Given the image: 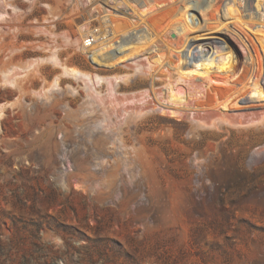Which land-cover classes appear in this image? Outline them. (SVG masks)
<instances>
[{"label": "rangeland", "instance_id": "1", "mask_svg": "<svg viewBox=\"0 0 264 264\" xmlns=\"http://www.w3.org/2000/svg\"><path fill=\"white\" fill-rule=\"evenodd\" d=\"M262 20L264 0H0V264H264Z\"/></svg>", "mask_w": 264, "mask_h": 264}, {"label": "bare ground", "instance_id": "2", "mask_svg": "<svg viewBox=\"0 0 264 264\" xmlns=\"http://www.w3.org/2000/svg\"><path fill=\"white\" fill-rule=\"evenodd\" d=\"M112 12V11H111ZM123 17V16H122ZM108 19V18H107ZM251 23V22H250ZM261 23V24H260ZM260 23H258L257 25H259L260 24V27L259 26H256L255 24L254 25H252V27H253V29H252V31H256V32H264V20H262V22H260ZM247 26V25H246ZM223 27V26H222ZM221 27V28H222ZM256 27L258 28V29H256ZM106 28H108V26L106 25V24H103L102 26H101V28H99L98 29V37L96 38L97 40V44H99V43H103V42H105L106 40H108V38L109 37H111L112 36V33H111V31H108V30H106ZM233 28H235V27H233ZM219 29H220V27H219ZM110 30V29H109ZM228 30V29H227ZM235 30V29H234ZM223 31V30H222ZM232 32V31H231ZM238 32V31H237ZM262 32V33H263ZM253 33V32H252ZM226 35V34H225ZM233 35V34H232ZM224 36V35H223ZM237 37V36H236ZM256 37V36H255ZM226 39V38H225ZM248 40V39H247ZM226 41V40H225ZM96 44V45H97ZM95 45V46H96ZM109 45V44H108ZM229 45V47H231L232 49H234L235 50V48L232 46V44H228ZM107 46V45H106ZM106 46L105 47H103L104 49V60L103 61H107V59H109V58H112V59H114V60H118V57L117 56H115L114 54V52L112 51V49H111V47L110 46H107V48H106ZM245 47V46H244ZM115 48V47H114ZM247 48V47H246ZM247 50V49H246ZM95 51V50H94ZM114 53V54H113ZM98 56H99V54L98 53H92L91 54V58L92 59H94V60H98L97 58H98ZM117 57V58H116ZM153 61V60H152ZM98 62V61H97ZM128 62V61H127ZM131 62V61H130ZM134 62V61H133ZM141 63V62H140ZM147 63V62H146ZM152 63V62H151ZM261 63H262V61H261ZM133 64V63H132ZM140 65V64H139ZM28 66V65H27ZM31 66V65H30ZM34 66V65H33ZM149 66H151V65H149ZM148 66V67H149ZM263 66V65H262ZM152 67H150V69H151ZM139 69H141V68H139ZM146 69H148V68H146ZM67 70H68V68H67ZM152 71H154V70H152ZM67 72V71H66ZM68 72L72 75V76H74L75 78H79V79H83L84 81H87V82H99L100 80H102L103 78H100L99 76H94V77H92L90 74H87V73H84V72H82V71H79V70H74V69H69L68 70ZM140 72H142L141 70H140ZM264 72V71H263ZM151 73H153V72H151ZM151 73H150V75H151ZM145 74V73H144ZM147 74V73H146ZM154 74V73H153ZM263 74V73H262ZM121 76V75H120ZM106 78V77H105ZM125 78H126V76H125ZM128 79V78H127ZM124 82V81H123ZM172 84V83H171ZM112 85V84H111ZM167 86V85H166ZM171 89V88H170ZM245 101V100H244ZM263 101V100H262ZM227 105V104H226ZM229 105V104H228ZM167 107V106H166ZM208 107V106H207ZM229 107H230V105H229ZM180 109H181V107H180ZM183 110V109H182ZM185 110V109H184ZM224 110V109H223ZM201 111V110H200ZM227 111V110H226ZM206 112V111H205ZM212 112V111H211ZM210 112V113H211ZM203 113V112H202ZM215 113V112H214ZM146 114V113H145ZM212 114V113H211ZM224 114H225V112H224ZM200 115V114H199ZM223 117V116H222ZM240 117V116H239ZM203 118H205L204 116H203ZM209 118V117H208ZM119 119V118H118ZM211 119V118H210ZM206 120H208V119H206ZM240 120H241V118H240ZM244 119H242L241 121H243ZM204 121H205V119H204ZM210 121V120H209ZM224 121H225V119H224ZM202 123H203V120L201 121ZM206 122V121H205ZM204 122V123H205ZM209 123V122H208ZM220 123V122H219ZM229 123V122H228ZM201 124V123H200ZM213 124V123H212ZM214 125V124H213ZM231 126V125H230ZM242 126V125H241ZM219 127V126H218ZM198 130V129H197ZM194 133V132H193Z\"/></svg>", "mask_w": 264, "mask_h": 264}, {"label": "built area", "instance_id": "3", "mask_svg": "<svg viewBox=\"0 0 264 264\" xmlns=\"http://www.w3.org/2000/svg\"><path fill=\"white\" fill-rule=\"evenodd\" d=\"M98 34H89L87 37L83 40V48H84V53L91 58V53L93 50H95V45L97 44V38ZM92 59V58H91Z\"/></svg>", "mask_w": 264, "mask_h": 264}, {"label": "trees", "instance_id": "4", "mask_svg": "<svg viewBox=\"0 0 264 264\" xmlns=\"http://www.w3.org/2000/svg\"><path fill=\"white\" fill-rule=\"evenodd\" d=\"M241 160H242V158H241ZM245 173L251 175V178L253 180L259 176V173H257V172L253 173V172H248L247 170H245Z\"/></svg>", "mask_w": 264, "mask_h": 264}]
</instances>
